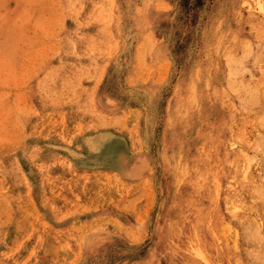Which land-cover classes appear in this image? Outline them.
<instances>
[{"label": "rangeland", "instance_id": "rangeland-1", "mask_svg": "<svg viewBox=\"0 0 264 264\" xmlns=\"http://www.w3.org/2000/svg\"><path fill=\"white\" fill-rule=\"evenodd\" d=\"M0 264H264V0H0Z\"/></svg>", "mask_w": 264, "mask_h": 264}, {"label": "bare ground", "instance_id": "bare-ground-1", "mask_svg": "<svg viewBox=\"0 0 264 264\" xmlns=\"http://www.w3.org/2000/svg\"><path fill=\"white\" fill-rule=\"evenodd\" d=\"M134 25V24H133ZM128 35V34H127ZM132 37V36H131ZM128 38V37H127ZM127 40V39H126ZM126 45V44H125ZM243 153V152H242ZM103 159V158H102ZM235 161V160H234ZM235 164V163H234ZM85 165H87V164H85ZM234 184V183H233ZM234 203V202H233ZM207 221V220H206ZM249 229V228H248ZM254 229V228H253ZM255 230H257V229H255ZM255 230H253V231H255ZM251 231V230H250ZM256 232H258V231H256ZM251 234V233H250ZM258 234V233H257ZM254 235V234H253ZM252 235V236H253ZM259 236V235H258ZM255 237V236H254ZM260 238V237H259ZM254 240H256V237L254 238ZM257 241V240H256Z\"/></svg>", "mask_w": 264, "mask_h": 264}]
</instances>
